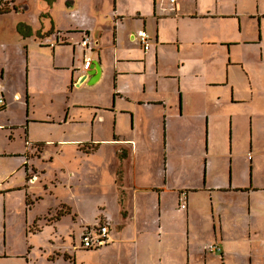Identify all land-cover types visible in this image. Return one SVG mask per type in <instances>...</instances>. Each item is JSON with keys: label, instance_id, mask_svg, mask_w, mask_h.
Wrapping results in <instances>:
<instances>
[{"label": "crops", "instance_id": "1", "mask_svg": "<svg viewBox=\"0 0 264 264\" xmlns=\"http://www.w3.org/2000/svg\"><path fill=\"white\" fill-rule=\"evenodd\" d=\"M104 1L42 0L48 9L57 2L67 9L68 27L60 33H39L41 13L33 19L21 12L0 13L2 113L8 112L10 98L22 97L20 127L26 132L35 122L30 94L45 63L60 78L59 89L68 94L58 123L90 126L88 137L61 140L66 145L75 141V151L59 157V173L48 179L44 173L53 157L44 155L43 142L32 149L21 144L18 152H0V264H58L63 259L82 264L77 249L104 252L103 264H264V0H179L178 8L168 0H109L110 26L99 36L94 30L105 18ZM21 21L31 26L30 35L19 33ZM142 29L149 34L148 49L138 37ZM84 33L95 43L90 59L98 60L101 74L95 84L81 82L80 95L73 96V85L85 71L80 56L89 58L93 52L80 45ZM33 47L46 54L33 55ZM14 66L24 71L22 95L4 78L14 76ZM103 144L112 145L110 156L116 161L111 180L95 173L86 186L81 172L103 153ZM60 146L56 151L63 154ZM239 147L250 153L245 165V149L240 152ZM96 170L94 164L86 173ZM151 176L159 182L144 181ZM68 178L79 181L75 195L80 189L85 191L82 196L113 195L118 213L110 217L103 200L98 203L105 209L98 212L97 203L95 221L80 226L78 243H71L74 232L56 234L54 227L40 240L37 233L44 224L57 226L65 214L73 220L78 216L65 203ZM119 190L124 195L120 202ZM183 190L185 208L180 206ZM170 193L176 194L177 209L185 211L181 223L164 218V200ZM15 195L23 211V245L10 234L19 224L12 223L7 202ZM44 195H64L62 208L33 214L31 204ZM145 201L155 203L154 219L152 214L137 217L139 210H151ZM10 207L14 210L12 202ZM201 209L210 224L200 219L196 210ZM199 221L208 227L210 241L222 248L217 262L210 258L214 251L195 239ZM100 223L109 225V242L83 248L82 233ZM172 232L175 237L167 236ZM121 248L128 250V257L115 254Z\"/></svg>", "mask_w": 264, "mask_h": 264}, {"label": "rangeland", "instance_id": "2", "mask_svg": "<svg viewBox=\"0 0 264 264\" xmlns=\"http://www.w3.org/2000/svg\"><path fill=\"white\" fill-rule=\"evenodd\" d=\"M14 2V8L9 9L8 12L14 11L15 13L21 12L19 15L22 16L25 19H33L34 17H37L42 11L46 8L42 6L41 0H13ZM28 4V9L23 10L22 6ZM109 0H105L102 3V7L104 9L103 13L105 18L100 20L99 23L96 24L95 32L99 36H103L106 32V28L110 26V12L111 8H109ZM112 7V6H111ZM67 9H64V5L62 2H57L56 4H53L46 8V12L49 14V16L52 19L53 27H51V31L59 32L58 30L63 31L64 28L68 27V16L65 13ZM18 11V12H17ZM11 13L12 15L15 13ZM14 17V16H13ZM41 15H39V24L41 25ZM9 20V19H8ZM40 31V29L38 30ZM50 31V32H51ZM60 33V32H59ZM92 35V32H91ZM29 43L34 44V41L30 39L28 41ZM96 48V46L94 45ZM94 49V48H93ZM95 50H93L92 55L89 54V58L93 56ZM46 50L44 49V53L39 51L38 48H32L33 55H43ZM91 53V51H88ZM81 63L84 60L82 55L80 56ZM86 58V56L84 57ZM39 62H41V58H37ZM50 65V62H49ZM14 76L13 77H4L5 80H7L6 84L8 85H14L17 87L20 91V95H22V90L25 85V77H24V71L18 70V66L13 67ZM38 72L40 73L37 77L36 84L34 87H32V93L30 94V110L32 113L35 114L34 123H31L28 129H26V132L24 128L20 127V123L23 118V107L22 103L25 104L24 99L17 100L10 98V108L8 109V112L2 113L3 111L0 110V152L1 151H7V152H18L21 150V144L25 146L26 149H32L33 146L38 144L37 141L43 142L45 144L44 146V155L45 156H52L53 158L50 159V164L46 166V172L44 173V178L48 179L50 176H53L55 172L59 173V157L67 158L66 152H70V150L75 151V141H66L68 143L72 144H61L62 139L65 140H71V139H78V138H84L89 136L90 132V126L86 125L84 123L82 124H72V125H64L59 124L58 120L56 118L57 114L61 109L63 108V103L66 101L68 94L63 91V89H59V82L60 78H57L54 76L56 74L55 71L48 69L45 66V63L41 64L38 68ZM99 78L95 82L88 83V85L95 84ZM6 86V85H5ZM79 85H73V96L80 95L81 86ZM86 86V85H85ZM49 113H54L52 116L49 115ZM14 124L16 127L19 128H10V125ZM26 136V137H25ZM26 140H28V143H26ZM247 137L246 142L244 143V147L247 146ZM59 145L58 147H56ZM62 145L65 151L63 154H61L59 151H56L57 148H61ZM103 150L102 154L98 155L97 157H93L90 162L84 167L83 171L81 172L82 176L85 178V180L88 182L86 186L89 183H92L94 180L93 175L95 173L103 174L108 180H111V174H113V171L115 169V163L116 161L113 160L110 156V151L112 145L110 144H103L102 145ZM244 147H239V151L241 152L242 149H245ZM56 151V153H55ZM250 154V153H249ZM57 155V156H55ZM249 155L245 154L242 156V164H246L248 161ZM71 160H74L73 157H71ZM8 162V161H7ZM96 164L97 170L96 172L92 171L91 173H86V170L89 169L91 166H94ZM73 173V172H72ZM69 174L70 177L73 175ZM149 174V172L146 173V175ZM131 173H129L128 179H127V186L128 188H131L133 180L130 178ZM144 181L149 182V184L154 185L159 182L154 176H151L149 178H146ZM79 190V181L77 178L75 179H66L65 180V192H66V205L68 206L67 210L70 209L69 205H72L73 211H76L78 216L76 220H73V217L71 214H65L60 219L57 226L53 225H46L44 224L42 227L41 233H37L40 240L47 239L49 234L51 233L52 229L51 227L56 228L57 233L59 232L61 234H72V241L71 243H78L79 241V234L81 231V225H84L86 221L94 222V215L96 213L97 209V203L101 201H105L107 203V209L105 210L110 217L114 218V215L118 213L117 204L114 200L113 195L109 194L107 196L103 195L106 192H99L97 196L91 197L87 194V196H82L85 192L84 189H80L82 193L75 195L74 192ZM120 190L118 191L119 196L117 197L118 202L123 200L122 195L120 194ZM64 196V195H63ZM59 196L58 198L53 195H44L42 199H39L37 201H34L33 204H31L32 213L35 214V212L44 214L48 211V209L53 208L55 210H58V208H62L61 205L59 206V200H63L62 197ZM198 198V202L200 206L203 204V200L201 199L202 195L200 193L195 195ZM154 199V197L152 196ZM155 200V199H154ZM7 202L9 203V213L11 212V220L12 223L17 220V223L12 226L10 230V234H16V241L23 245L25 242V238L23 236V211L21 206L18 204L17 197L15 195L14 200H11V197H8ZM14 205V210L12 207H10V204ZM146 207L151 208L150 211L142 212L141 210L138 211L137 217H143V214L151 215V219L155 218V203H149L145 201ZM165 204V212H164V218L174 222V223H181L184 219V210H178L177 209V197L176 194H168L165 197L164 200ZM99 210L98 212H101L105 209L104 205H100L98 203ZM29 208V209H31ZM75 209V210H74ZM102 209V210H101ZM69 211V210H68ZM196 212L199 214L200 219H204L203 214L206 213L204 210H196ZM51 213L55 214V211H52ZM52 214V215H53ZM208 224H210L211 219L205 218L204 219ZM117 224V218L114 222V226ZM197 231L198 236H196L195 239H199L204 245H208L210 243H216L210 241L208 236L206 235L208 231V227L202 222L199 221L197 223ZM169 237H175V233H168ZM70 240L68 238V242L70 243ZM74 241V242H73ZM219 244V243H217ZM220 245V244H219ZM100 250V249H99ZM133 250V249H132ZM221 250H217L213 252V255L210 257L211 259H214V262H217L220 260L217 256H220ZM76 252H82V264H103L105 261H107V257L104 258L102 261L101 255H103L104 252H98L96 253L95 250L92 251H86V250H75ZM105 251V250H103ZM115 254L122 257H128V250H123V248L119 250H115ZM36 264H48L44 261L37 262ZM58 264H71L68 263L66 260H61Z\"/></svg>", "mask_w": 264, "mask_h": 264}, {"label": "built area", "instance_id": "3", "mask_svg": "<svg viewBox=\"0 0 264 264\" xmlns=\"http://www.w3.org/2000/svg\"><path fill=\"white\" fill-rule=\"evenodd\" d=\"M171 4L178 8L179 0H168ZM14 8L13 0H0V12L9 11V9ZM6 13V12H4ZM138 37L140 42L143 44L144 49H148L149 47V34L146 30L142 29L138 33ZM80 45L85 49H89V51H93L94 49V41L89 34L84 33ZM92 59L86 57L83 60L82 69L87 70L90 68ZM3 80H0V86L3 85ZM5 100L4 97L0 94V108L4 106ZM250 157V154H248ZM181 197L183 201L181 202V208L186 207V199H187V191H181ZM81 246L85 249H97L109 242V225L107 223H100L94 227H89L85 230L80 238ZM207 249L210 251L220 250L221 247L217 243H210L207 246Z\"/></svg>", "mask_w": 264, "mask_h": 264}, {"label": "water", "instance_id": "4", "mask_svg": "<svg viewBox=\"0 0 264 264\" xmlns=\"http://www.w3.org/2000/svg\"><path fill=\"white\" fill-rule=\"evenodd\" d=\"M28 4H25L22 6L23 10L28 9ZM41 20L43 23L42 33L49 32L52 27V20L50 16L42 15ZM101 74V66L97 59H94L91 61L90 68L85 70L84 73L80 76L78 82L76 85H79L81 82H83L85 79H87L88 83L95 82Z\"/></svg>", "mask_w": 264, "mask_h": 264}, {"label": "trees", "instance_id": "5", "mask_svg": "<svg viewBox=\"0 0 264 264\" xmlns=\"http://www.w3.org/2000/svg\"><path fill=\"white\" fill-rule=\"evenodd\" d=\"M42 1V0H41ZM4 12H8V11H2V12H0V13H4ZM42 15H49L48 13H46V12H42L41 13V16ZM17 27H18V31H19V33L21 34V35H24V36H26V35H30L31 33H32V28H31V26L29 25V24H27V23H25V22H19L18 23V25H17ZM50 32V31H49ZM39 33H42V31L40 30L39 31Z\"/></svg>", "mask_w": 264, "mask_h": 264}]
</instances>
